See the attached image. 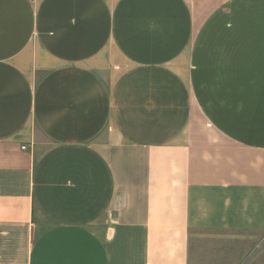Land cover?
Returning a JSON list of instances; mask_svg holds the SVG:
<instances>
[{
    "label": "crops",
    "instance_id": "1",
    "mask_svg": "<svg viewBox=\"0 0 264 264\" xmlns=\"http://www.w3.org/2000/svg\"><path fill=\"white\" fill-rule=\"evenodd\" d=\"M224 236L264 264V0H0V264Z\"/></svg>",
    "mask_w": 264,
    "mask_h": 264
},
{
    "label": "rangeland",
    "instance_id": "2",
    "mask_svg": "<svg viewBox=\"0 0 264 264\" xmlns=\"http://www.w3.org/2000/svg\"><path fill=\"white\" fill-rule=\"evenodd\" d=\"M225 237L228 236L221 240L219 237H208L204 241L193 238V264H236L238 252L245 251V247L239 240L233 241Z\"/></svg>",
    "mask_w": 264,
    "mask_h": 264
},
{
    "label": "built area",
    "instance_id": "3",
    "mask_svg": "<svg viewBox=\"0 0 264 264\" xmlns=\"http://www.w3.org/2000/svg\"><path fill=\"white\" fill-rule=\"evenodd\" d=\"M24 149H25V147H24Z\"/></svg>",
    "mask_w": 264,
    "mask_h": 264
}]
</instances>
